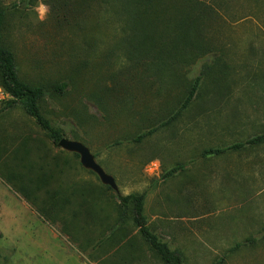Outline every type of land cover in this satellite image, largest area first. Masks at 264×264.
I'll return each instance as SVG.
<instances>
[{
	"label": "rangeland",
	"instance_id": "1",
	"mask_svg": "<svg viewBox=\"0 0 264 264\" xmlns=\"http://www.w3.org/2000/svg\"><path fill=\"white\" fill-rule=\"evenodd\" d=\"M203 1L214 18L190 44L195 57L171 40L185 61L170 57L151 71L128 57L123 18L103 14L117 6L0 0L3 42L21 79L45 88L42 113L87 147L118 189L19 105L6 109L0 87V264H163L130 219L116 225V195L142 192L148 228L183 264H264V144L201 156L264 132V0ZM197 75L180 116L132 142L174 113ZM43 201L54 209L42 213Z\"/></svg>",
	"mask_w": 264,
	"mask_h": 264
},
{
	"label": "trees",
	"instance_id": "2",
	"mask_svg": "<svg viewBox=\"0 0 264 264\" xmlns=\"http://www.w3.org/2000/svg\"><path fill=\"white\" fill-rule=\"evenodd\" d=\"M89 2L93 3L95 0H89ZM102 2L118 7L114 11H107L106 6H104L103 14L109 13L115 17L121 16L120 18H123L124 28L128 32V38L123 39L128 57L134 61L135 66L140 65V67L151 69V71L160 70L166 65L163 62L164 59H170V57H173L174 61H185L186 56L183 51L172 44L171 40H175L177 45L184 43L186 50L188 49L186 54L195 57L196 54L191 51L193 49L190 44L193 45V41L200 42L204 33L203 28L214 18L210 9L204 10L205 3L203 0H102ZM82 3H84L83 0ZM79 8L82 6L77 9ZM86 8L90 9L91 7ZM5 15L6 11L0 7V87L10 97L5 101V108L19 105L21 110L45 132L47 137L57 143L63 138L62 131L52 126L49 119L41 111L40 104L46 95L45 88L40 85L29 84L21 79L18 74L15 54L3 42ZM209 67L206 66L205 70ZM201 77V75H197L190 82L180 105L168 119L156 127L140 132L131 141L140 143L155 133L157 129L174 122L195 98L201 84ZM64 89V84L54 86V90L58 92H63ZM262 144H264V132L243 142L209 148L204 150L201 156H218ZM181 169L182 165L174 166L164 173V177H171ZM107 188L109 187L107 186ZM28 195L24 197L31 201V197ZM145 196V192L127 195L117 194L116 225H122L130 219L148 246L149 251L163 264H183L181 252L171 248L166 241L160 239L148 228L143 208ZM43 203L45 207L42 213L45 214L54 209V203L49 201H43ZM223 261L221 258L215 264H222Z\"/></svg>",
	"mask_w": 264,
	"mask_h": 264
},
{
	"label": "water",
	"instance_id": "3",
	"mask_svg": "<svg viewBox=\"0 0 264 264\" xmlns=\"http://www.w3.org/2000/svg\"><path fill=\"white\" fill-rule=\"evenodd\" d=\"M56 146L66 152L77 154L80 165L84 169L96 174L100 180L99 182H101L103 185L108 186L115 192L118 191L116 183L114 182V178L103 171V169L96 163L93 154L90 153L89 149L83 146L82 143L62 138L56 143Z\"/></svg>",
	"mask_w": 264,
	"mask_h": 264
}]
</instances>
